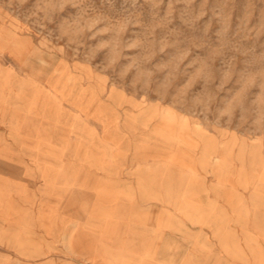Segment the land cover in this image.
<instances>
[{"label": "rangeland", "instance_id": "374dc122", "mask_svg": "<svg viewBox=\"0 0 264 264\" xmlns=\"http://www.w3.org/2000/svg\"><path fill=\"white\" fill-rule=\"evenodd\" d=\"M160 203L264 264V0H0V264L90 261L105 217L137 264Z\"/></svg>", "mask_w": 264, "mask_h": 264}, {"label": "crops", "instance_id": "0c3cea01", "mask_svg": "<svg viewBox=\"0 0 264 264\" xmlns=\"http://www.w3.org/2000/svg\"><path fill=\"white\" fill-rule=\"evenodd\" d=\"M157 215L159 216L158 220L152 227H147L145 224L138 222L136 225L137 229H133L130 232L129 226L128 232L131 233L130 237L132 240H130L133 241L132 249L134 250L131 255L137 256V264H163V260L159 259V257L177 256L179 236L186 238L187 248L185 256L189 258L208 256V264H223L220 262V256L223 254L220 251L219 240L211 234V229L186 222L185 225L181 226V235H179L178 225L172 221V217L178 215L175 208L163 206L160 203ZM110 223L112 221L105 217L98 231L95 230V239L97 241L90 251V261L81 257L79 259L73 257L72 262L74 264H103L107 261V257L111 254L112 249ZM2 228L0 225L1 232ZM4 232L10 233L11 228L5 226ZM5 237H12V234H7ZM203 243L207 244V248L203 249L204 251L202 248L205 247L201 246Z\"/></svg>", "mask_w": 264, "mask_h": 264}]
</instances>
